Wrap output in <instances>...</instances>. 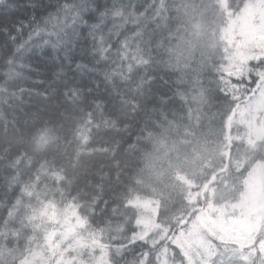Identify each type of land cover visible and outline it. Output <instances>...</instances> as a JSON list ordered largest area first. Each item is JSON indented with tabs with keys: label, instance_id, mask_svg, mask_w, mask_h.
<instances>
[{
	"label": "trees",
	"instance_id": "1",
	"mask_svg": "<svg viewBox=\"0 0 264 264\" xmlns=\"http://www.w3.org/2000/svg\"><path fill=\"white\" fill-rule=\"evenodd\" d=\"M249 1L252 0H244V4ZM62 2H0V60L7 58L15 45L27 37L30 27L25 25L31 26L33 13L39 19L55 11ZM86 2L89 7L83 18L91 23L96 15L93 8L98 11L109 0ZM133 2L139 4L143 0ZM188 2L198 6L204 0ZM30 3L36 7H28ZM229 3L235 5L234 0ZM11 4L15 5L14 9L8 7ZM5 28L7 34L3 31ZM87 32L83 23L76 26L75 32L70 30L69 44L59 52V59L50 49L43 55L33 49L24 56L23 63L37 71L20 69L23 75L9 85V94L0 93V264H21L23 255L31 263L33 255L39 252L43 262L49 261L50 251L42 246L53 248L57 241L45 244L53 226L44 209L49 213L70 207L77 212L74 219L84 220L88 225L84 238L65 232L70 238L67 242L78 239L80 244L75 264L81 260L87 264H140L141 260H146V264H169L163 257L164 250L171 255L172 264L210 261V257H197L195 248L184 251L173 240L180 242L191 229L195 236L205 231L199 216L207 208L208 190L220 172L241 180L256 164L264 162V155L259 153L239 172L226 166L223 170L211 171V175L199 180L201 184L194 189L197 193L193 202L183 198L189 183L181 180L183 176L193 179L197 171L188 173L185 166L180 171L164 170L167 166L157 155L170 141L199 140L194 122L201 114V95L211 107H217V110L210 109L209 115L216 117L214 131H220L217 140L223 145L220 152L234 149L236 146L231 145L234 143L224 129L230 127L228 120L233 117L229 115L245 102L217 90L210 67L200 76L203 91L191 82L177 85L175 73L165 71L162 66H154L151 74L156 76L155 81L143 87L138 86L135 77L129 82L105 81L98 72L86 69L81 72L76 62L92 65L94 59L90 55ZM12 35L16 36L15 41L10 39ZM181 35L190 40L194 36ZM253 50L264 53L262 47ZM65 51L71 63L65 59ZM200 59L195 55L192 66ZM212 63H217L214 57L209 65ZM250 76V73L243 76L242 82L230 78L242 97L250 87L254 94L259 86L260 81L252 83ZM21 87L25 91H18ZM178 87L184 97L177 94ZM12 90L17 91L16 97L10 95ZM197 165L195 169L200 170L201 166ZM22 186H27L28 192L22 193ZM261 221L253 243L247 249L235 246L229 264H264V254L257 248L259 243L264 245V213ZM160 227L167 229V237L152 244L150 237ZM204 241L210 242V238ZM66 244L61 243L63 248ZM252 248L254 256L246 259ZM225 255L222 253L219 261L226 260ZM60 256L55 254L49 264H55Z\"/></svg>",
	"mask_w": 264,
	"mask_h": 264
},
{
	"label": "rangeland",
	"instance_id": "2",
	"mask_svg": "<svg viewBox=\"0 0 264 264\" xmlns=\"http://www.w3.org/2000/svg\"><path fill=\"white\" fill-rule=\"evenodd\" d=\"M208 2L219 3L225 15L221 17L219 13L215 15L209 13L206 17L198 16L200 28L195 34L189 31L185 35L194 34L191 41L196 56L201 57L203 51L212 54L209 61L213 57L216 62L223 58L221 67L226 71L221 79L241 80L243 77L241 74L245 72L247 65L254 62L257 56H264L263 52L253 50L259 47L264 49V0L247 2L236 15H233V10L228 8L229 0H204V3ZM238 2L239 0H234V3ZM260 89L261 83L257 91L252 94L253 90L250 87L244 97L236 91L235 86L225 90L234 98L245 102L237 112L234 111L229 115L233 117L228 120L230 127L224 129L226 136H230L234 143L231 145L236 146L234 149L225 151L227 153L220 152L223 145L217 140L220 131H214L216 117L209 115V110H217V107H211L201 95L199 100L201 114H198L194 122L199 131L197 136L201 138L187 143L170 141L157 155L167 166L164 170L172 168L180 171V168L185 166L188 168V173L197 171L193 179L183 176L181 180L184 184L189 183L183 193V198L187 201L193 202L196 199L197 190L194 189L200 186L199 180L205 175H211V171L223 170L226 166L239 172L259 153L264 155V91ZM227 130H232V133L228 134ZM214 134L215 138H211ZM206 137H210L211 140L208 141ZM197 164L201 166L200 170L195 169L199 167ZM207 199V208L203 215L199 216V223L205 225H202L205 231L195 236L191 229L183 235L180 242L179 239L173 241L186 252L195 248L197 257H210L211 260L204 264H229V259L236 251L235 246L240 249L246 246L247 249L259 232L264 213V162L256 164L255 168L241 180H234L227 173L220 172L215 183L208 190ZM142 207L148 210L147 206L142 205ZM44 212L53 226L46 235L45 244L57 241L53 248L42 246L50 251L49 261L43 262L40 252L33 255L31 263H28L26 255L21 256L20 261L23 264H49L52 257L60 253L61 256L55 264H75L78 261L77 252L80 244L78 239L67 242L70 238L65 232L84 238L88 225L84 220L74 219L77 212L73 207L63 211L53 209L49 213L44 209ZM140 223L145 224V221ZM158 228L154 229L156 231L150 237L152 244L167 237V229L160 227L157 231ZM213 236L216 238H212ZM206 237L210 238V242L204 241ZM221 242L225 244L222 245ZM61 243L67 244L63 248ZM257 248L264 254V245L259 243ZM218 249L221 253L217 251ZM224 252L226 260L219 261ZM254 253L255 249L252 248L246 259H249L248 256H254ZM163 257L172 264L171 255L166 250L163 251ZM79 264H87V262L81 260Z\"/></svg>",
	"mask_w": 264,
	"mask_h": 264
},
{
	"label": "snow or ice",
	"instance_id": "3",
	"mask_svg": "<svg viewBox=\"0 0 264 264\" xmlns=\"http://www.w3.org/2000/svg\"><path fill=\"white\" fill-rule=\"evenodd\" d=\"M8 7L14 9L15 5L11 4ZM28 7L35 8L36 5L30 3ZM88 7L86 0H78V2L64 0L55 11H50L39 19L33 13L31 16L33 23L31 26L25 25L30 27L27 37L21 39L6 58L5 62L9 67L4 73L3 81L0 82V92L9 93L7 85L23 75L18 69L27 67L37 71L32 69L30 64L23 63L24 56L30 54L33 49L38 50L40 55H43L46 49H50L52 55L59 59V52L66 49L69 44L68 32L70 30L75 32L76 26L81 23L88 28L85 35L91 41L90 55L94 58L92 65L83 61L76 62V68L81 72L85 69L98 72L105 81L129 82L135 77L138 86L143 87L150 86L155 81L156 76L151 74L154 66H162L165 71L175 73L177 85L191 82L203 91L200 76L210 67L217 90L228 95L225 90L234 86L231 80L221 79L226 71L221 67L223 58L209 65L208 61L212 54L201 51V59L193 67L191 61L195 58V49L192 41L181 35L189 31L195 34L200 28L198 16L206 17L209 13L213 15L219 13L223 17L225 13L219 3L208 2L197 6L189 3L188 0H143L139 4L133 0H109L98 11L93 8L96 15L91 23L83 18V13ZM243 7L244 0H239L235 5L232 3L228 5V8L233 10V15L239 13ZM3 31L7 34L6 28ZM17 31L23 33V29L18 28ZM77 38H79L78 34ZM10 39L15 41L16 36L12 35ZM173 40L177 43L172 44ZM72 46L75 47L74 42ZM225 51L227 52L226 48ZM65 59H69L67 51H65ZM69 63H71L70 59ZM100 65L105 67L100 68ZM249 73L251 82L260 81V90L264 91V56H257L241 75L245 76ZM160 79H163V76ZM36 82L43 83V81ZM18 91L23 92L25 89L21 87ZM176 92L184 97L181 88L178 87ZM10 95L16 97L17 91L12 90ZM21 191L28 192L27 186H22ZM19 203L18 198L16 204ZM15 207L16 205L9 210V217L12 216ZM4 224L7 225L8 221L5 220ZM140 264H146V260H141Z\"/></svg>",
	"mask_w": 264,
	"mask_h": 264
},
{
	"label": "clouds",
	"instance_id": "4",
	"mask_svg": "<svg viewBox=\"0 0 264 264\" xmlns=\"http://www.w3.org/2000/svg\"><path fill=\"white\" fill-rule=\"evenodd\" d=\"M61 4H63V2ZM5 61H6V58H4L3 60H0V78H2V79H0V82L3 81V79H4V73L7 71L8 67H9V65ZM18 71L22 72L20 69H18ZM15 81L9 83L7 85V87L9 88V85L12 84V83H14ZM9 91H10V89H9ZM0 93H3L5 95L9 94V93H5V92H0Z\"/></svg>",
	"mask_w": 264,
	"mask_h": 264
}]
</instances>
